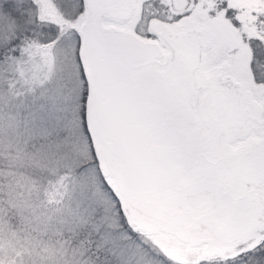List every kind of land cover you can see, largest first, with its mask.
<instances>
[{"label":"snow or ice","instance_id":"snow-or-ice-1","mask_svg":"<svg viewBox=\"0 0 264 264\" xmlns=\"http://www.w3.org/2000/svg\"><path fill=\"white\" fill-rule=\"evenodd\" d=\"M0 264H264V0H0Z\"/></svg>","mask_w":264,"mask_h":264}]
</instances>
